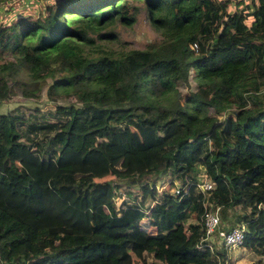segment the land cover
Segmentation results:
<instances>
[{
  "label": "trees",
  "instance_id": "1",
  "mask_svg": "<svg viewBox=\"0 0 264 264\" xmlns=\"http://www.w3.org/2000/svg\"><path fill=\"white\" fill-rule=\"evenodd\" d=\"M41 1L0 0V102L38 94L20 71L67 102L0 112V264H215L197 243L206 200L248 208L242 244L264 264V0ZM135 2L160 38L95 43L136 21ZM158 171L186 189L149 208L153 187L115 205L95 180Z\"/></svg>",
  "mask_w": 264,
  "mask_h": 264
},
{
  "label": "rangeland",
  "instance_id": "2",
  "mask_svg": "<svg viewBox=\"0 0 264 264\" xmlns=\"http://www.w3.org/2000/svg\"><path fill=\"white\" fill-rule=\"evenodd\" d=\"M15 0H10L13 3ZM40 3L43 1L39 0ZM233 3L237 5H242V0H232ZM139 5L137 19L131 25H123L119 21L115 20L111 25L105 29H109L114 33V37L110 40H99L95 39V43H101L105 48L111 50L113 53L124 51L130 48H143L146 44L151 41L158 40L160 35L155 32L147 18L146 9L140 2H135ZM43 6H41V9ZM1 12V7H0ZM215 68H204L203 74L211 73ZM57 75V73H55ZM18 78L23 82V85L27 90L36 88L39 90L38 94L30 97H14L9 101L0 102V112H5L9 109H21L30 110L31 108L39 107L43 109L44 107H50L53 109L55 104H65L67 102L66 98L62 96L57 97L55 101L48 100L46 97V88L51 82V77L46 76L44 81L29 82L27 74L24 71L18 73ZM177 89L181 94L188 92H193L196 89L195 82L190 80L188 83L179 82L177 84ZM260 97H264V90L260 91ZM1 94V93H0ZM50 105V106H48ZM89 138V137H88ZM17 168V165H15ZM202 172V171H201ZM200 173V172H199ZM171 175L167 171L148 173L144 176L132 175L130 178H117L112 176L95 178L97 181L109 180L113 184V194L116 198L121 197V199H114V204L117 205L120 200L131 202L133 200L141 199L142 188L141 185L145 184L147 187H153L154 192H147L144 199L143 206H149L152 203V199L155 198L162 191H167L172 193L176 186L180 184L178 179H173L170 182ZM115 192V193H114ZM201 194V193H200ZM202 195V194H201ZM204 195H207L205 193ZM209 207H215L208 204ZM248 212V208L240 205L227 207L224 211L218 208L219 213V227L223 229L230 228L233 225L241 224L244 215ZM194 222L195 217L191 215L185 222ZM212 250L216 252L218 260L215 264H263V257L254 251L248 249L244 244L237 246L233 249H225L221 243L218 241L217 237L213 238ZM218 251V253H217ZM159 259L166 261L164 257H159ZM150 260V259H148Z\"/></svg>",
  "mask_w": 264,
  "mask_h": 264
},
{
  "label": "built area",
  "instance_id": "3",
  "mask_svg": "<svg viewBox=\"0 0 264 264\" xmlns=\"http://www.w3.org/2000/svg\"><path fill=\"white\" fill-rule=\"evenodd\" d=\"M211 188H213V183L209 176L203 171L198 174V179L195 184V189L200 192L202 196L207 193ZM186 185L179 184L176 186L173 192L178 193L179 191H185ZM115 193V192H114ZM115 198L121 199V197ZM156 201L155 198L152 199L151 206ZM207 200L204 203V209L202 212V233L200 234L197 243L199 245L206 244L212 250V241L214 237L218 238V241L225 249H233L242 244L245 226L243 223H239L231 226L229 229H223L219 227V213L218 206L209 207ZM148 206V207H149Z\"/></svg>",
  "mask_w": 264,
  "mask_h": 264
},
{
  "label": "clouds",
  "instance_id": "4",
  "mask_svg": "<svg viewBox=\"0 0 264 264\" xmlns=\"http://www.w3.org/2000/svg\"><path fill=\"white\" fill-rule=\"evenodd\" d=\"M113 197H114V196H113ZM155 199H156V197H155ZM137 201H138V200H137ZM149 207H150V206H149ZM149 207H148V208H149ZM241 245H242V244H241Z\"/></svg>",
  "mask_w": 264,
  "mask_h": 264
},
{
  "label": "water",
  "instance_id": "5",
  "mask_svg": "<svg viewBox=\"0 0 264 264\" xmlns=\"http://www.w3.org/2000/svg\"><path fill=\"white\" fill-rule=\"evenodd\" d=\"M228 112V111H227ZM233 113V111H231Z\"/></svg>",
  "mask_w": 264,
  "mask_h": 264
}]
</instances>
